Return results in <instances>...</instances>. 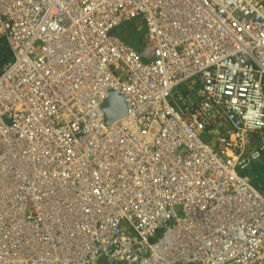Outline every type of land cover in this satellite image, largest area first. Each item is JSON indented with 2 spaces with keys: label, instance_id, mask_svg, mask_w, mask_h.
<instances>
[{
  "label": "built area",
  "instance_id": "1",
  "mask_svg": "<svg viewBox=\"0 0 264 264\" xmlns=\"http://www.w3.org/2000/svg\"><path fill=\"white\" fill-rule=\"evenodd\" d=\"M0 39V264H264V0H0Z\"/></svg>",
  "mask_w": 264,
  "mask_h": 264
},
{
  "label": "rangeland",
  "instance_id": "2",
  "mask_svg": "<svg viewBox=\"0 0 264 264\" xmlns=\"http://www.w3.org/2000/svg\"><path fill=\"white\" fill-rule=\"evenodd\" d=\"M117 33L119 38L131 47L135 49H141L143 47L145 28L141 24L139 18L122 23L117 27ZM4 46H6V43L0 40V48ZM1 68L2 66H0V70ZM246 173L249 179L252 180L262 194H264V165L257 163L253 164L246 170Z\"/></svg>",
  "mask_w": 264,
  "mask_h": 264
},
{
  "label": "water",
  "instance_id": "3",
  "mask_svg": "<svg viewBox=\"0 0 264 264\" xmlns=\"http://www.w3.org/2000/svg\"><path fill=\"white\" fill-rule=\"evenodd\" d=\"M115 35L116 32H113ZM114 97H118V100L115 101ZM106 121L110 123L116 119L121 118L125 115V104L120 96H116L115 93H111V98L106 102L105 105Z\"/></svg>",
  "mask_w": 264,
  "mask_h": 264
},
{
  "label": "trees",
  "instance_id": "4",
  "mask_svg": "<svg viewBox=\"0 0 264 264\" xmlns=\"http://www.w3.org/2000/svg\"><path fill=\"white\" fill-rule=\"evenodd\" d=\"M1 41H4L3 39H0ZM5 42V41H4ZM1 53H0V66H3L11 57V54L9 52V49L6 46L0 48Z\"/></svg>",
  "mask_w": 264,
  "mask_h": 264
}]
</instances>
